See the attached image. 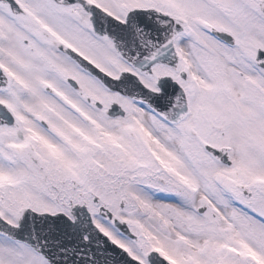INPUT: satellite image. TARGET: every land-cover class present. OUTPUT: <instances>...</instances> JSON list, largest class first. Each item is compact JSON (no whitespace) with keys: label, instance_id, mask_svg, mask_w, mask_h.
I'll use <instances>...</instances> for the list:
<instances>
[{"label":"snow or ice","instance_id":"snow-or-ice-1","mask_svg":"<svg viewBox=\"0 0 264 264\" xmlns=\"http://www.w3.org/2000/svg\"><path fill=\"white\" fill-rule=\"evenodd\" d=\"M0 264H264V0H0Z\"/></svg>","mask_w":264,"mask_h":264}]
</instances>
